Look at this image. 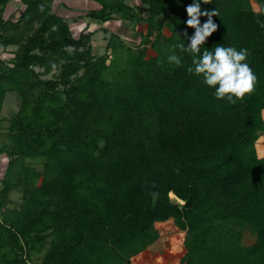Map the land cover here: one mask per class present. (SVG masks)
I'll list each match as a JSON object with an SVG mask.
<instances>
[{"label": "trees", "instance_id": "16d2710c", "mask_svg": "<svg viewBox=\"0 0 264 264\" xmlns=\"http://www.w3.org/2000/svg\"><path fill=\"white\" fill-rule=\"evenodd\" d=\"M21 1L13 21L3 16L11 0H0V48L16 46L11 63L0 57V114L9 92L21 99L0 148V264H129L171 218L186 232L180 264H264V0H201L218 12L201 51L249 52L255 91L236 104L188 73L189 53L176 50L180 67L167 61L194 34V0H93L98 22H148L140 50L110 36L109 63L90 33L73 35L56 0ZM38 158L40 171L27 164ZM14 190L22 201L11 207Z\"/></svg>", "mask_w": 264, "mask_h": 264}, {"label": "rangeland", "instance_id": "374dc122", "mask_svg": "<svg viewBox=\"0 0 264 264\" xmlns=\"http://www.w3.org/2000/svg\"><path fill=\"white\" fill-rule=\"evenodd\" d=\"M126 2L131 5L141 4L140 0H126ZM253 2L254 8L259 9V5L255 1ZM53 6L55 11L64 16L70 23L72 33L75 37L78 38L81 33L91 34L87 45L92 46V53L94 56H100L105 53L109 54L107 63L111 62L113 58L111 49L107 48L108 39L113 33L121 35L126 44L133 46L135 50H140L145 46L143 39L148 29L147 21H137L133 23L128 20L114 19L106 22H98L96 19L88 16L89 11L99 6L98 3L93 0H56ZM24 8L25 5L21 0H11L5 8L3 16L6 20L13 19V21H16L22 14ZM143 15H147V11H145ZM163 32L166 36H170L171 34L167 28H164ZM154 36L151 38H154ZM15 50L16 46H9L6 50L0 48V57L11 63L10 59L14 57ZM155 54L156 52L152 50L151 47L148 48V57ZM56 74H58V70L54 69L51 73L44 75V78H52ZM20 104L21 99L17 93L9 92L7 94L0 114L3 118L0 132V148L4 144L11 143L7 135L9 119L20 109ZM256 148L258 154H264V132L258 140ZM7 164L8 157L6 154L0 153V180L4 177ZM27 164L35 167L39 171L43 169L42 158L28 159ZM10 198L12 201L10 206L13 207L22 201V192L20 190L12 191ZM156 228L159 231L157 240L144 251L133 256L129 264H180V259L186 252L184 246L186 232L181 230L172 218L164 222H157ZM255 241L256 236L249 229L241 230V243L244 246L252 245Z\"/></svg>", "mask_w": 264, "mask_h": 264}, {"label": "clouds", "instance_id": "9594fccd", "mask_svg": "<svg viewBox=\"0 0 264 264\" xmlns=\"http://www.w3.org/2000/svg\"><path fill=\"white\" fill-rule=\"evenodd\" d=\"M202 2L209 4L210 0H202ZM186 12L187 27L194 29V34L189 38L188 33L184 32V37L190 39L187 46L184 43L171 46V54L167 57L168 63L180 67L182 60L175 54L176 50L189 53L192 64L187 68L188 73L202 78L206 86L214 89L216 99L226 100L230 104L243 102L255 91L257 82V77L247 63L248 50L217 45L211 51L204 49L202 52V46L218 29V25L213 20V17L218 16V12L217 10L202 11L201 0H194L186 7ZM202 16L207 17L203 25H201ZM261 118L264 119V109H261Z\"/></svg>", "mask_w": 264, "mask_h": 264}, {"label": "crops", "instance_id": "0c3cea01", "mask_svg": "<svg viewBox=\"0 0 264 264\" xmlns=\"http://www.w3.org/2000/svg\"><path fill=\"white\" fill-rule=\"evenodd\" d=\"M258 153V152H257ZM258 155H260V154H258ZM262 156H264V154L263 155H260V157H262Z\"/></svg>", "mask_w": 264, "mask_h": 264}, {"label": "water", "instance_id": "95a60500", "mask_svg": "<svg viewBox=\"0 0 264 264\" xmlns=\"http://www.w3.org/2000/svg\"><path fill=\"white\" fill-rule=\"evenodd\" d=\"M173 203H175V202H173Z\"/></svg>", "mask_w": 264, "mask_h": 264}]
</instances>
